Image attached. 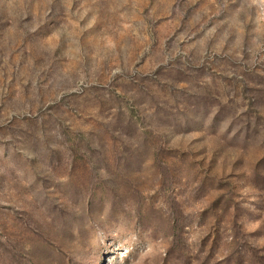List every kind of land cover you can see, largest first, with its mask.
<instances>
[{
  "label": "rangeland",
  "instance_id": "rangeland-1",
  "mask_svg": "<svg viewBox=\"0 0 264 264\" xmlns=\"http://www.w3.org/2000/svg\"><path fill=\"white\" fill-rule=\"evenodd\" d=\"M0 264H264V0H0Z\"/></svg>",
  "mask_w": 264,
  "mask_h": 264
}]
</instances>
